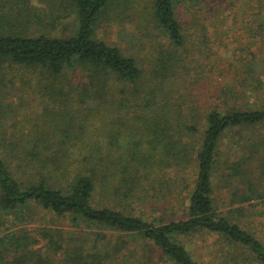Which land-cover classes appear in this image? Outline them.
<instances>
[{"label":"trees","instance_id":"obj_1","mask_svg":"<svg viewBox=\"0 0 264 264\" xmlns=\"http://www.w3.org/2000/svg\"><path fill=\"white\" fill-rule=\"evenodd\" d=\"M53 1H65L71 21H48L55 15L39 11L32 0H0V72L7 66L38 72L39 93L53 101L64 97L63 103L78 104L90 117L102 115L96 120L100 129L89 133V116L75 121L49 113L44 128L30 122L25 132L0 111V227L7 216L27 223V215L39 208L119 235L114 243L97 235L98 254L71 239L67 264H201L183 239L202 235L216 239L209 264H264V241L219 213L214 183L224 138L264 128V104L248 102L255 95L263 100L264 52L242 50L245 59L227 63L232 69L242 62L235 82L219 81L213 103L186 111L182 86L202 75L193 74L197 68L188 64L190 36L177 14L180 0ZM190 1L193 19L218 18L254 2L245 22L249 46H264V0H234L228 9L224 0ZM126 24L140 31L126 35L129 49H141L145 40L154 47L159 34L166 42L138 59L99 37L100 30ZM263 146L254 144L253 157ZM229 171L234 204L264 199L259 183L246 180L241 163ZM160 205L171 207L170 214L162 215ZM23 232L0 238V264L43 263L33 250L36 240ZM128 237L145 243L142 261L132 263L137 251L130 249ZM46 238L65 251L64 238L58 242L52 231Z\"/></svg>","mask_w":264,"mask_h":264},{"label":"rangeland","instance_id":"obj_2","mask_svg":"<svg viewBox=\"0 0 264 264\" xmlns=\"http://www.w3.org/2000/svg\"><path fill=\"white\" fill-rule=\"evenodd\" d=\"M181 3L176 7L177 14L181 20V23L186 29V33L189 34L187 52L188 62L190 69L195 65L197 71L192 69V73H200L202 79L193 80L189 84H184L181 90L183 94V101L185 110H189V107H203L207 108L214 102L215 95L221 87L217 88L219 81H222L223 86L227 83L235 82L237 69L241 66L240 62L234 67H227L229 61H236V59H245V53L241 54L242 50L250 49L253 52H264V46L261 44L249 46L250 41V29L248 21V15L255 9L254 2L247 7L236 6L234 11H227L226 15H221L218 18L202 16L199 19H193L192 8L195 3L190 0H180ZM227 4L226 9L234 2V0H224ZM217 2V1H216ZM31 5H34L39 11H47L50 14H54V17H49L48 21H71L72 18H66L67 4L53 1V0H32ZM40 13V12H39ZM239 16H237V14ZM236 15V16H235ZM245 23V25H244ZM139 30H136L134 25L113 26L112 29L105 32L99 31V37L104 39L107 43L116 45L122 50H128V54L134 55L138 59H145L147 55L151 54V48L158 47L159 42H166V38L159 34L155 43L150 44L147 40L143 42L141 49L134 47L130 48L131 38L126 36L130 34L139 35ZM162 36V37H161ZM163 43V44H164ZM162 44V43H160ZM130 50V51H129ZM240 54L233 56L234 52ZM185 55V53H184ZM192 55V56H189ZM236 58V59H234ZM224 68L222 67L224 65ZM237 62V61H236ZM223 68L220 70V68ZM216 70L223 72L222 78H219V73ZM189 74V72H187ZM39 74L36 71L29 70L28 68H12L11 66L5 67L0 72V111L4 116H10L13 121L21 124L20 128L28 131L29 123L32 125L38 124L42 128L43 122L50 119L49 113H58L59 115H69L73 120L85 118L88 120V113L84 112L85 108L78 104L63 103L64 97L58 101H53L49 97L43 96L39 93L36 84L34 83V77ZM182 83V82H181ZM179 83V84H181ZM222 86V87H223ZM262 96V95H260ZM125 98L131 101L133 99L127 96ZM231 97V96H230ZM118 100V99H117ZM235 101V100H234ZM255 101L261 103L257 107L264 104L263 100H260L257 95L251 97L248 102L256 105ZM258 103V104H259ZM74 106V107H73ZM13 110V111H12ZM70 113V114H69ZM81 116V117H80ZM102 115L95 117L89 116V133L97 132L96 120H100ZM52 118V116H51ZM65 118L68 119L66 116ZM91 119V120H90ZM103 119H108L104 116ZM77 123V122H76ZM80 126V125H79ZM81 127H76L73 130H80ZM100 129V128H99ZM244 137L237 134H229L224 138L221 146L220 166L215 177V199L216 207L220 214L230 219L232 223H235L255 235L260 240L264 241V199L256 200L249 204H234L232 201L233 188L228 185L227 176L231 174L229 169L240 164L244 171H246V180L258 184L261 192L264 194V146L261 148L260 154L253 157L255 148L254 144L264 143V128H257L249 131L242 132ZM252 139L251 148H247V141ZM246 140V141H245ZM242 143L239 145L238 143ZM244 148V149H243ZM254 158L252 162L247 160ZM245 159V161H244ZM244 161V162H243ZM243 162V163H242ZM263 165V166H262ZM196 170H193V177H196ZM191 183V181H188ZM193 182V181H192ZM192 184V183H191ZM236 185V184H234ZM193 187V186H192ZM171 204V201H168ZM152 207L154 205L150 204ZM158 210H161L162 215L170 214L171 207L166 210H162V206H156ZM245 207V210L241 211ZM30 216L27 215L29 221L27 223H20L15 216H7L6 222L0 227V238H3L11 233H26L31 240H36V244H33V250L38 254V257L42 258L41 261L33 262L32 264H67V255L71 250L69 241L73 239V244L78 247L82 246V249L98 254L97 246H100L101 239L100 233L107 235V239L114 243L119 235L117 233H110L107 230L98 228H89L88 225L80 223L75 224L70 219H62L56 217L52 213L41 211L39 208H34ZM235 211V212H234ZM149 210L148 213L150 214ZM159 213H154L155 216H159ZM31 219H30V218ZM52 231L55 235V240L61 242L60 238H64L68 243L62 242L66 246L65 251L56 250L55 246H50V240L46 238L47 232ZM129 242L130 249L137 251V258L131 257L132 263L136 262V259L142 261V255L148 249L142 244L143 242L137 238L133 239L128 237L126 239ZM184 244L192 252L195 259L201 264H209L210 260L215 259V254L209 249L214 246L216 239L211 236L202 235L196 236V238H184ZM100 241V242H99ZM69 247V248H68ZM215 250V249H214ZM14 252L9 253L8 259L12 260ZM133 254V253H132ZM128 255V252L125 256ZM243 257V256H241ZM7 258V257H6ZM130 262V258L124 259Z\"/></svg>","mask_w":264,"mask_h":264}]
</instances>
